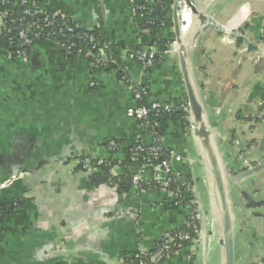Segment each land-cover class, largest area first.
I'll list each match as a JSON object with an SVG mask.
<instances>
[{
  "label": "crops",
  "instance_id": "obj_1",
  "mask_svg": "<svg viewBox=\"0 0 264 264\" xmlns=\"http://www.w3.org/2000/svg\"><path fill=\"white\" fill-rule=\"evenodd\" d=\"M170 1L154 35L143 16L152 0H37L43 12L69 17L80 30L104 32L114 69L94 67L51 41L32 42L21 62L0 37V206L15 204L0 220V264H125L179 230L189 208L176 188L132 184L120 192L115 181L97 184L82 170V162L113 160L112 177L163 176L130 157L136 144L163 147L174 172L192 183L210 224L204 240L149 264H224L213 160L229 174L234 264H262L264 0H190L218 26L191 41L193 22L187 51L212 133L208 148L180 113L148 127L126 115L136 103L124 77L147 89V102L187 103ZM234 31L239 41L229 38ZM152 50L158 60L145 69L137 54ZM250 196L259 202L251 204Z\"/></svg>",
  "mask_w": 264,
  "mask_h": 264
},
{
  "label": "built area",
  "instance_id": "obj_2",
  "mask_svg": "<svg viewBox=\"0 0 264 264\" xmlns=\"http://www.w3.org/2000/svg\"><path fill=\"white\" fill-rule=\"evenodd\" d=\"M161 2V0H158ZM29 3L28 0H22L20 5H25ZM34 8L41 10L38 4H32ZM43 12L42 10L40 11ZM5 12L0 10V35L2 29L5 31L6 24L4 23ZM54 21H51L48 18L43 20L44 27H52L54 26ZM60 29L63 32L72 35L74 38V43H58L53 42L59 48L67 53H72L74 48L76 47V43L79 41L86 42L89 44V48L81 54L80 51H75V54H80L84 59L88 60L92 66L98 67H106L107 65L114 64V59L112 54H108L107 46L99 47V45L95 42V39L91 35H87L86 33L82 34L81 32H77V30L73 27L66 26L64 24L60 25ZM29 28H22L18 32V40L20 44H16L13 41H5L6 45L11 51L12 56L20 60L21 62H26L28 59V55L26 51H16L17 48L22 46L31 45L33 40L37 39L40 36V32H36L35 35L30 36ZM138 60L142 64L145 69H149L155 64V50L150 51L149 53H139L138 52ZM124 81L128 84L130 91L132 92L134 101L136 106L132 109H129L126 112V115L129 118H133L137 121L143 122V125L148 127L152 124V119H158L162 116L173 115L176 113H180L185 122L188 124L190 131L192 132L191 122H190V110L188 103H180L178 105L173 104H161L157 102H147V89L143 87H134L126 77L123 78ZM114 147L113 144H111ZM130 157L135 159L136 157H144L145 163L154 167L156 171L160 172V175L156 177L153 181H144L143 185L147 186V188L152 189H169L172 185H176V190L178 193V197L180 201L187 200V206L189 208V214L184 222L183 226L172 233L166 235L160 243L155 247V249L151 252L138 251L134 257V261L129 264H149L151 261L154 263H158L164 260L167 257L173 256L183 250L187 245L195 241L201 240L202 237V229L200 225V202L195 194V189L192 183L187 182L186 180H182L180 176L174 172L172 169V164L170 160V156L164 151L163 147L159 144H152L148 147L136 144L131 149ZM82 170L90 171L91 168H96L98 166L103 165V161H98L95 164H90L89 162H82ZM105 166H109L105 164ZM112 166L109 169V173L111 172ZM112 173V172H111ZM110 175V174H109ZM112 177V176H111ZM111 182V180H110ZM141 180L133 176L132 184L136 187L141 188ZM112 184V183H111ZM117 187V183L113 185ZM186 201V200H185ZM204 212V211H203ZM205 216V226L208 227L209 221Z\"/></svg>",
  "mask_w": 264,
  "mask_h": 264
},
{
  "label": "trees",
  "instance_id": "obj_3",
  "mask_svg": "<svg viewBox=\"0 0 264 264\" xmlns=\"http://www.w3.org/2000/svg\"><path fill=\"white\" fill-rule=\"evenodd\" d=\"M22 0H0V10L5 12L4 23L5 31L2 29L0 37L5 41H13L16 44H20L18 40V32L22 28H29L30 36L35 35L36 32H40V36L33 40V41H51V42H58V43H74V38L72 35H69L66 32L61 31L60 25L64 24L67 27H73L77 30V32H81L82 34L86 33L87 35H91L95 42L99 45V47L107 46L108 54L115 55V50L113 49L112 45H110L106 39L104 38V32H88L85 30H80L77 28L76 24L72 19L69 17H64L63 15L55 12H40L41 10L34 8L30 5L37 4V0H28L29 3L25 5H20ZM170 0H152L151 8L147 7V11L143 13L144 15V28L148 29L150 33L156 34L157 33V26L162 22L163 17L165 16V8H167L170 4ZM143 4H141L142 6ZM45 18L54 21V26L52 27H44L43 20ZM156 45L159 47V50L162 51L164 49V42L158 41ZM30 46H22L17 48L16 51L24 50L26 51L27 55L29 56L30 53ZM72 53H76L75 51H80L81 54L89 48V44L83 41H79L75 45ZM155 62L158 60L157 55L154 57ZM103 69H114L115 65L110 64L106 67L98 66ZM124 76L123 72H119V77ZM131 149H129L128 153L131 154ZM145 158L143 157H136L134 161L136 163L142 164L145 163ZM92 164L97 163L98 161H89ZM113 160H109L104 162L103 165L98 166L96 168L90 169V178L94 181V183H106L108 180H113L117 183V189L120 192L127 191L132 185V177L131 176H118V177H111L109 175V169L113 166ZM108 164L109 166H105ZM146 164V163H145ZM141 188L145 189L147 186L143 185L144 181H141ZM176 185H172L170 188L175 189ZM186 200V201H185ZM188 199H184L187 202ZM15 204H8L4 206H0V220L3 217L7 216L14 208ZM152 252V251H151ZM137 253V252H136ZM136 253L130 255L125 264H129L130 262L134 261V257Z\"/></svg>",
  "mask_w": 264,
  "mask_h": 264
},
{
  "label": "water",
  "instance_id": "obj_4",
  "mask_svg": "<svg viewBox=\"0 0 264 264\" xmlns=\"http://www.w3.org/2000/svg\"><path fill=\"white\" fill-rule=\"evenodd\" d=\"M182 4H185L190 8L191 13L194 15L199 22L200 31L194 36L195 38L204 30L216 29L217 25L215 22L204 12L198 11L196 7L190 2V0H175L172 5L173 13V26L175 34V44L177 46V57L178 64L184 81V85L187 93V103L190 110V122L192 127V134L201 144L208 148L211 141L212 133L208 129L205 121L203 120V107L198 99L196 90L193 85L192 77L190 75L188 64H187V52L185 51L182 40H181V25L182 20L179 18L180 9ZM182 18V17H181ZM192 40V41H194ZM212 173L214 174L215 187L218 192L217 206L220 217V224L222 229V239L219 241V245L224 250V264H234V248H233V229H232V208L230 202V189H229V174L223 173L220 166L213 160L212 162ZM255 170H258L255 169ZM255 172V171H254ZM251 173V172H250ZM254 196L248 197V201L251 204H256L259 201H255ZM200 225L202 229L201 240L208 237L207 227L205 226V216L202 208H200Z\"/></svg>",
  "mask_w": 264,
  "mask_h": 264
},
{
  "label": "rangeland",
  "instance_id": "obj_5",
  "mask_svg": "<svg viewBox=\"0 0 264 264\" xmlns=\"http://www.w3.org/2000/svg\"><path fill=\"white\" fill-rule=\"evenodd\" d=\"M182 14H183V16H182ZM187 14H191L190 13V10L188 9V7L185 5V4H182V7H181V9H180V12H179V18L180 19H185V17H186V15ZM182 17V18H181ZM184 21V20H183ZM194 25H193V28H192V30H191V36H190V38H191V41L192 40H194V36L198 33V31H200V26H199V22L197 21V19L195 18V20H194V23H193ZM217 28H218V26H217ZM209 29V28H208ZM203 32V31H202ZM232 33V34H231ZM231 33H229L230 35H229V38L231 39V41H233V42H236V41H239L240 39H241V37H243L240 33H239V31H234V32H231ZM198 37V36H197ZM196 37V38H197ZM195 38V39H196ZM241 51H245V49L244 48H242L241 49ZM189 127V126H188ZM243 163L244 164H246V165H250V163L248 164L247 163V160L244 158L243 159ZM22 176H25L24 175V173H20ZM19 174V175H20ZM210 225V224H209ZM262 264H264V260H263V262H262Z\"/></svg>",
  "mask_w": 264,
  "mask_h": 264
},
{
  "label": "bare ground",
  "instance_id": "obj_6",
  "mask_svg": "<svg viewBox=\"0 0 264 264\" xmlns=\"http://www.w3.org/2000/svg\"><path fill=\"white\" fill-rule=\"evenodd\" d=\"M188 9L190 10V8ZM190 13H191V10H190ZM183 20H182V25H181V40H182L183 47L185 51L187 52L191 46L188 40H189V35H190L189 33H190L191 25L195 20L193 13L187 14L185 19Z\"/></svg>",
  "mask_w": 264,
  "mask_h": 264
}]
</instances>
